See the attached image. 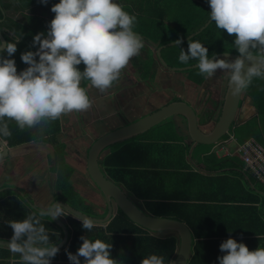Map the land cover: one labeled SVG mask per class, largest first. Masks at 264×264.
<instances>
[{
  "label": "crops",
  "instance_id": "crops-1",
  "mask_svg": "<svg viewBox=\"0 0 264 264\" xmlns=\"http://www.w3.org/2000/svg\"><path fill=\"white\" fill-rule=\"evenodd\" d=\"M194 1L204 2L201 0ZM173 2L179 5L183 0H173ZM18 3V0H0V6L3 5L4 16L13 17L21 27V31H18V35H21L20 42L26 33L23 32V26L32 29L34 28L33 25L38 24L42 28H47V21H50L55 14L51 11V6L54 4L52 0H48L47 4H36L26 9H20ZM118 3L123 7L125 6L119 0ZM203 5L210 9L208 3ZM171 8L172 6L168 7L167 10ZM183 8L191 11V13L194 12V8H187L186 5ZM125 10L131 13L128 9ZM2 21L3 19H0V22ZM169 27L172 28V24H169ZM8 28L0 29L4 36L7 32L12 39V34H17L10 32ZM136 28H139V25ZM137 33L140 34V31ZM140 35L144 40V47L138 55L130 58L126 67L121 70L120 78L114 81L111 87L101 92L92 86L90 81L83 80L81 82L93 101L88 110L62 114L55 120L44 121L32 128L25 127L24 129H20L14 120L5 117L11 135L1 137L9 148V154L0 160V225L5 227L9 220L26 218L25 212L23 213L20 206L17 208L19 202L18 204H11L14 198L22 202L25 209L34 210L41 223L44 221L42 217H39L40 210L50 207L57 201L70 204L64 199L62 191L58 188L59 173L55 170L57 167L55 160L60 153L61 155L58 157H61V163L67 164L72 170L70 182L74 190L85 201L87 200L97 207V205L101 206L106 203L101 192L97 188L99 192L95 190L96 186L87 171L88 152L97 138L116 128L133 123L174 101H185L192 105L197 112L198 109H202V112L198 113L203 122H206V126L216 118L217 113L220 112L221 99L225 95V85L227 86L228 83V76H224L223 71L227 73L228 70L217 69L211 77H207L203 84L198 85L191 81L189 71L187 73L178 72L164 66L157 54V49L163 45H160L159 42H153L143 34ZM190 36L182 39L185 41L180 44L195 37ZM163 50L162 56L165 59ZM223 59L228 60V58ZM78 67L83 70L85 66L81 63ZM204 90L206 94L202 98ZM243 103L245 104V101ZM243 103L239 113L238 126L249 123L256 116L255 114L250 117L248 108L246 107L245 110ZM170 120L177 128V138L163 135L162 131L166 128H155L164 124L166 122L164 121L153 127V130L148 131L147 134L132 138L120 146L108 150L102 158L103 171L108 176H111L110 169L120 170L122 167L157 171L163 174L167 173L169 176L176 172V169L187 173H192L191 171L200 172L199 177L202 181L199 184H203L205 189L208 185L216 201L225 202V206H231L228 215L222 220L223 225L213 229L211 233L216 234L211 236L219 239H226L230 236L236 238V232H227V230L239 231L244 229L250 232L245 238L256 241L248 245L250 250L259 246L264 247V187L251 174L244 172L242 161L239 159L220 158V155H212L211 151L195 155L199 145L194 147L193 143L187 140L185 119L175 117L170 118ZM12 141L16 142L17 145H12ZM1 152L2 148L0 147ZM212 156L226 161L228 167L218 171H208L206 166L212 162L210 159ZM110 157L111 163L109 165L107 161ZM176 162L180 164L179 167L176 166ZM203 165L204 169L202 170ZM236 177H242L246 185L240 186L235 179ZM121 186L127 190L123 185ZM127 191L136 198L129 190ZM206 191L208 190L206 189ZM89 192H93V194H88ZM90 199L101 201L102 204H98L94 200L90 201ZM248 207L256 208L255 213ZM65 216H60V218L66 223L68 229H71ZM46 230L48 231V229ZM49 233L53 242L61 239L59 231ZM134 235L136 234H129V236ZM150 235L156 236L151 233ZM10 239L11 237L9 239L0 238V240L7 241ZM69 241L70 230L67 244ZM0 247L7 248V246ZM208 253L213 261L219 264L218 256L223 253L215 248ZM0 254L3 255H0V261L22 264L19 253H12L7 249V253L0 252ZM63 254L59 253L56 258L55 256L50 258V264H71V261L66 260L67 258ZM7 255V259H4ZM118 264L121 263L118 261Z\"/></svg>",
  "mask_w": 264,
  "mask_h": 264
},
{
  "label": "clouds",
  "instance_id": "clouds-1",
  "mask_svg": "<svg viewBox=\"0 0 264 264\" xmlns=\"http://www.w3.org/2000/svg\"><path fill=\"white\" fill-rule=\"evenodd\" d=\"M39 2L47 4L48 0ZM207 2L211 9L210 19L216 27L234 34L233 44L239 55L233 60L210 59L208 48L202 42L189 39L187 50L181 48L178 59L181 63L197 60L196 67L206 77H211L217 69L230 70L229 90L236 97L254 78L264 79V0ZM51 11L55 15L48 22L47 32H39L33 37L32 44L38 45L36 50L21 53L26 68L18 71L13 58L21 35L13 33L11 40L0 39V137L11 135L5 117L24 129L55 120L62 114L88 110L93 101L81 82L88 80L103 92L120 78L121 70L130 58L144 47L142 36L134 31L136 15L126 11L118 0H58L51 6ZM180 43L181 39L177 38L175 44ZM254 51L259 54L254 55ZM245 59L251 61L247 66ZM81 63L85 66L83 70L78 67ZM200 118L203 128L210 131ZM187 138L190 140L188 134ZM138 200L145 208L144 202ZM66 212L64 206L55 202L40 210L39 217L71 216ZM78 218L87 230L95 225L109 224H95L94 219L84 215ZM8 224L13 234L6 246L12 253L20 254L22 264H50V258L59 248L50 243L38 217L29 215L24 219L9 220ZM80 239L82 244L77 252L68 253L71 264H118L111 255V243L85 236ZM219 248L223 253L218 256L219 264H264V247L250 250L244 242L230 236ZM140 264H165L164 256L152 252L143 256Z\"/></svg>",
  "mask_w": 264,
  "mask_h": 264
},
{
  "label": "trees",
  "instance_id": "trees-1",
  "mask_svg": "<svg viewBox=\"0 0 264 264\" xmlns=\"http://www.w3.org/2000/svg\"><path fill=\"white\" fill-rule=\"evenodd\" d=\"M57 3L58 0H52ZM123 2L124 9H128L135 14L137 21L135 23L134 31H140V34L145 35L153 42H159L160 45H167L174 42L177 38L181 40L190 36L207 20L210 19V9L204 6L201 2L194 0H183L179 5L173 0H119ZM207 2V0H201ZM20 9L30 8L36 4H41L39 0H18ZM208 3V2H207ZM194 8V12L184 9L183 7ZM172 8L167 10L168 7ZM3 7V5H2ZM0 6V28L9 27L10 32L21 31V27L13 17H5ZM169 18L172 23V28H166L165 20ZM49 21H47L48 23ZM139 25V28H136ZM34 28L28 29L23 26L25 37L17 44V51L13 54L17 70L20 71L27 67V64L21 60V53L27 50L35 51L37 46L32 44L35 34L39 32H47V28H42L38 24L33 25ZM7 40H11L9 34L6 32ZM234 34H228L226 30H221L216 27L215 22L212 23L199 35L192 38V40H199L208 48L209 58L221 53H236L239 54L233 44ZM189 41V40H188ZM188 41L166 47L164 57L171 67H185L198 63L195 59H190L187 63H181L178 59L180 49L187 50ZM254 54H259L255 53ZM6 55V54H5ZM190 79L194 83L200 85L207 79L206 74L202 75L199 69L189 71ZM210 92V90H209ZM244 94L248 96L256 110V116L252 120L260 121L264 128V79L254 78L252 83ZM251 120V121H252ZM250 121V122H251ZM249 122V123H250ZM237 129V127H235ZM258 129H260L258 127ZM264 130L256 138L261 143L264 142ZM13 140V138H12ZM12 145H17L16 142H11ZM61 155L58 154V156ZM213 155V154H212ZM56 158L57 167L56 172L59 173L58 188L62 191L64 199H66L74 208L97 218H103L107 214V205L94 206L92 203L85 201L76 190H74L70 177L72 170L67 164L61 163V157ZM215 156V155H214ZM212 156V162L208 163L206 169L208 171H218L224 167H228L226 161L217 159ZM207 160V159H206ZM110 165L111 157L107 161ZM138 167V166H135ZM141 168H127L122 167L120 170H109L110 177L119 185H123L139 200L144 201V206L150 214L160 217L174 218L186 222L191 228L194 236V253L189 264H216L208 253L212 249L219 248L220 243L225 239L213 238L211 233L217 226L223 225L222 220L228 215V210L231 206H225V202H218L211 194L209 186L206 189L203 184H199L202 179L199 177L200 172L187 173L182 170H177L171 176L167 173L152 172L150 170H138ZM204 169V165L202 170ZM206 170V171H207ZM187 173V174H186ZM264 189V188H263ZM17 200V201H16ZM94 200V199H90ZM96 201V200H94ZM20 206L26 217L29 215L36 216L34 210L25 209V206L17 198H14L11 204L17 203ZM102 204L101 201H96ZM249 208V207H248ZM254 211L256 208H249ZM21 213V214H23ZM46 233L49 235V241L53 244H59L63 239V231L58 227L50 217H42ZM45 219V220H44ZM70 230V241L64 248L57 252L55 258L59 253L68 260V253L75 254L78 247L82 244L81 236L90 239L100 238L112 244L110 249L113 258L117 259L121 264H140L143 256L149 253L156 252L164 256L165 264H171L178 249V239L176 236H169L166 238H159L150 235L147 230L134 224L122 211H118L117 215L106 225H95L93 229L87 230L82 227V221H79L71 216H65ZM49 224V225H47ZM48 226V227H47ZM52 231H59L61 239L53 242L50 239ZM236 232L238 241L244 242L247 246L256 242L254 239H246L245 236L250 232L244 229L235 231L227 230V232ZM130 233L136 235L129 236ZM13 234L10 225H0V238L9 239ZM239 235V236H238ZM227 239V238H226ZM8 248L0 247V252L7 253ZM2 255V254H0ZM3 256V255H2ZM1 256V257H2ZM8 255L4 257L7 259ZM83 257L81 260L83 261ZM0 264H10L8 261H0Z\"/></svg>",
  "mask_w": 264,
  "mask_h": 264
},
{
  "label": "water",
  "instance_id": "water-1",
  "mask_svg": "<svg viewBox=\"0 0 264 264\" xmlns=\"http://www.w3.org/2000/svg\"><path fill=\"white\" fill-rule=\"evenodd\" d=\"M211 22L212 20L210 19L202 28L190 37H194L195 35L201 33L210 25ZM0 39L7 41L1 29ZM183 41L185 40H181V42ZM174 45L177 44H175V42H171L167 45L160 46L157 49V54L162 64L167 68H171L173 71L178 72H188L192 69H196L197 64L186 67H170L167 64L162 56V50L167 46ZM238 55L239 54L234 53H221L211 57L210 59H235ZM249 63H251V61L245 59V65L247 66ZM243 98L244 91L239 96H232L227 83L223 103L219 112L220 114L217 117L214 127L210 131L203 128V125L200 122L201 118L192 105L185 101H174L133 123L116 128L115 130L100 136L94 141L88 152L87 171L89 177L104 197V201L107 205L106 216L103 218L92 217L74 208L67 202H57L65 207L67 210L66 213L80 221L81 219L78 217H82L84 215L94 219L96 222L95 224H107L120 210L134 224L158 237L166 238L169 236H176L178 239V249L171 264H189L194 248V236L189 225L178 219L152 215L145 208L140 207L136 198L131 196L127 190L112 180V178L103 171L101 166L102 158H104L105 153L111 146L142 135L156 125L178 116H182L185 119L187 134L194 147L199 144L208 146L213 145L221 141V139L231 131L233 124L238 119L237 117L242 107ZM0 147L2 148V152L0 153L1 160L9 154V148L1 137ZM52 220L64 231V239L57 245L58 248L61 249L69 240V229L60 217L52 218ZM7 242V240H0V246H6Z\"/></svg>",
  "mask_w": 264,
  "mask_h": 264
},
{
  "label": "rangeland",
  "instance_id": "rangeland-1",
  "mask_svg": "<svg viewBox=\"0 0 264 264\" xmlns=\"http://www.w3.org/2000/svg\"><path fill=\"white\" fill-rule=\"evenodd\" d=\"M203 4H205V5H207V3H205V2H202ZM210 20V19H209ZM212 23V22H211ZM210 23V24H211ZM169 24H172L171 23V21H169V18H167L166 20H165V22H164V25L166 26V28H170L169 27ZM205 25V24H204ZM203 25V26H204ZM201 28V27H200ZM199 28V29H200ZM198 29V30H199ZM255 53H258V52H256V51H254ZM228 53V52H227ZM234 54H236V53H234ZM228 60H233V59H230V58H228ZM147 64H149V62H147ZM223 70H226V69H223ZM187 73V72H186ZM223 74H224V76H229V74H230V70H228V72L227 73H225L224 71H223ZM219 76H220V74H219ZM225 87H226V85H225ZM224 87V88H225ZM226 89V88H225ZM205 94H206V92H205V90H204V92H203V94H202V98L205 96ZM244 96H245V94H244ZM223 98L224 97H222V99H221V102H220V105H219V109H221V107L220 106H222V103H223ZM244 101H245V104H244V106L243 107H245V110H246V107L248 108V114L250 115V117H252V116H254L255 114H256V110H255V108H254V105H253V103H252V101L249 99V97L248 96H245V98L243 99ZM198 112L199 113H201L202 112V109H198ZM246 112V111H245ZM240 113V112H239ZM219 112L217 113V116H216V118L214 119V120H212V121H215L216 119H217V117L219 116ZM246 115H247V112H246ZM239 116V115H238ZM241 119H242V117H241ZM239 120H240V118H239ZM238 120L233 124V126H232V132H234V134L237 136V138L239 139V140H241V141H243V140H245V139H248V138H255V139H257L255 136H259L260 134H262V132H263V130H264V128L263 129H261L262 128V126H263V124L260 122V121H258V120H252L250 123H245V124H242V125H239L238 126ZM237 126V129L235 128ZM258 127L260 128V129H258ZM156 129L157 128H166V129H164L163 131H162V133H163V135H165V136H169L170 138H177V128H176V126L171 122V120L169 119V120H167L164 124H162V125H160V126H157V127H155ZM151 130H153V128L152 129H150L149 130V132L151 131ZM148 132H146V134H147ZM145 134V133H144ZM152 134V133H151ZM140 137L141 136H143V134L142 135H139ZM264 137V136H263ZM225 138H227V136L225 137ZM188 139V138H187ZM130 139H128V140H125V141H123V142H126V141H129ZM123 142H120V143H117V144H115V145H113V146H111L110 148H109V150L110 149H112V148H116L117 146H120ZM216 145L215 144H213V145H203V144H199V146H198V148H197V151L195 152V155H200L201 153H204V152H208V151H210L213 147H215ZM215 151H218L219 152V155H223V151L220 149V148H216L215 149ZM196 159H199V158H197L196 157ZM176 166L177 167H179L180 166V164H178L177 162H176ZM236 179V181H237V183L240 185V186H245L246 185V182L244 181V179L242 178V177H236L235 178ZM95 190L97 191V192H99L97 189H96V187H95ZM88 194H93V192H89ZM143 201V200H142ZM144 202V201H143ZM138 205L140 206V207H142V204L139 202L138 203Z\"/></svg>",
  "mask_w": 264,
  "mask_h": 264
},
{
  "label": "built area",
  "instance_id": "built-area-1",
  "mask_svg": "<svg viewBox=\"0 0 264 264\" xmlns=\"http://www.w3.org/2000/svg\"><path fill=\"white\" fill-rule=\"evenodd\" d=\"M223 151L222 157H231L242 161L243 170L251 174L264 187V144L255 138L239 140L233 132L213 148L212 153L219 155L216 148Z\"/></svg>",
  "mask_w": 264,
  "mask_h": 264
},
{
  "label": "flooded vegetation",
  "instance_id": "flooded-vegetation-1",
  "mask_svg": "<svg viewBox=\"0 0 264 264\" xmlns=\"http://www.w3.org/2000/svg\"><path fill=\"white\" fill-rule=\"evenodd\" d=\"M245 96H246V94H245ZM245 96H244V98H245ZM244 98H243V99H244ZM243 102H244V100L242 101V103H243ZM195 110H196V109H195ZM196 112H197V111H196ZM197 113H198V112H197ZM198 115H199V113H198ZM178 117H182V116H178ZM237 118L239 119V116H238ZM238 119H237V120H238ZM214 124H215V122H214V123H213V122H212V123H211V122L208 123L207 127L209 128V130H211V129L213 128Z\"/></svg>",
  "mask_w": 264,
  "mask_h": 264
}]
</instances>
